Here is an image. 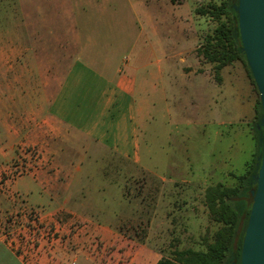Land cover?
<instances>
[{"label": "crops", "instance_id": "0c3cea01", "mask_svg": "<svg viewBox=\"0 0 264 264\" xmlns=\"http://www.w3.org/2000/svg\"><path fill=\"white\" fill-rule=\"evenodd\" d=\"M18 2L29 25L28 30L13 33V38L27 46L12 52L0 49V165L5 152L21 145L40 147L48 169L30 175L37 191L51 203L40 215L43 226L32 221L23 230L24 241L0 234V264H103L107 248L113 249L109 264H157L163 254L150 240L127 239L119 218L95 219L91 217L99 215L95 208L71 200L90 196L83 184L91 182L92 167L98 168L101 182L114 191L123 190V197V179L117 176L141 168L149 112L165 101L175 78L164 43L159 41V22L155 25L148 19L141 26L134 20L124 22L117 25L116 45L102 46L99 26L84 35L80 24L91 20L78 21L66 0ZM53 4L58 9H48ZM192 70L182 67L184 77L196 79L197 70ZM6 108L17 114L6 113ZM230 125L220 127L228 132ZM226 134L217 131V136ZM247 143V148L252 146L250 154L247 148L233 152L236 168L239 155L245 160L235 175L244 171L254 155V136ZM115 193L112 197L120 196L117 191L111 194ZM60 214L82 224L72 238L70 224L55 218ZM51 229L59 236L49 237Z\"/></svg>", "mask_w": 264, "mask_h": 264}, {"label": "rangeland", "instance_id": "374dc122", "mask_svg": "<svg viewBox=\"0 0 264 264\" xmlns=\"http://www.w3.org/2000/svg\"><path fill=\"white\" fill-rule=\"evenodd\" d=\"M66 1L78 21L91 20L80 24L84 35L93 26H99L102 46L116 45V35L120 32L117 25L124 22L134 20L140 26L148 19L154 24L159 22V41L164 43L166 61L175 73L167 98L149 112L151 118L143 133L141 168L134 167L132 173L117 176L123 179L125 196L123 190L114 191L101 182L98 168L92 167L91 182L83 184L90 196L71 202L83 201L95 208L99 214L91 216L95 219L119 218L121 232L127 239L137 243L150 240L165 256L174 250H205L206 243L219 228L211 221L205 206V190L218 182L232 185V175L238 174V168L241 172L244 156L239 155L236 168L233 152L245 151L247 141L255 135L251 129L255 126L259 99L242 61L225 68L219 80L214 65L198 57L197 50L217 26L209 17L199 15L198 10L224 0ZM48 9H58V5ZM26 15L29 16V8ZM178 20H181L179 30ZM27 22L28 18L20 14L18 0H0V49L12 52L14 48H26L19 38L14 40L13 33L28 30ZM182 67L187 71L196 69L197 78L184 77ZM9 112L17 114L13 108H6V113ZM224 123L233 124L228 132L220 127ZM220 130L227 136H217ZM247 151L250 154L252 146ZM46 158L45 152L34 146L21 145L5 152V161L0 165V234L24 241L27 236L23 230L32 226V221L39 227L44 225L40 215L51 200L37 191L30 174L48 169ZM116 191L121 197H112L118 194H111ZM55 218L70 224V238L82 227L71 215L60 214ZM49 233V237L59 236L53 229ZM40 236L37 231L36 238ZM106 250L103 264H109L113 249Z\"/></svg>", "mask_w": 264, "mask_h": 264}, {"label": "trees", "instance_id": "16d2710c", "mask_svg": "<svg viewBox=\"0 0 264 264\" xmlns=\"http://www.w3.org/2000/svg\"><path fill=\"white\" fill-rule=\"evenodd\" d=\"M238 0H224L220 4L210 3L198 10L199 15L209 17L216 23L211 35L206 37L197 50L198 57L214 65L219 74L228 66L242 61L248 69L249 76L257 89L251 70L242 52L238 14L234 5ZM259 93V92H258ZM254 140L256 153L246 163L244 171L234 175V183L227 185L216 183L209 185L204 194L205 206L211 221L218 224L211 241L205 250H174L157 264H237L241 263L243 238L248 225L251 191L254 189V176L258 171L262 146L260 136L263 131V109L259 95L256 104ZM144 242V241H143Z\"/></svg>", "mask_w": 264, "mask_h": 264}, {"label": "water", "instance_id": "95a60500", "mask_svg": "<svg viewBox=\"0 0 264 264\" xmlns=\"http://www.w3.org/2000/svg\"><path fill=\"white\" fill-rule=\"evenodd\" d=\"M242 52L257 86L263 109L262 154L251 191V210L243 238L240 264H264V0H238ZM233 264H237L234 262Z\"/></svg>", "mask_w": 264, "mask_h": 264}]
</instances>
